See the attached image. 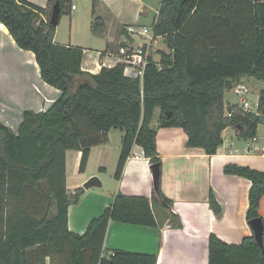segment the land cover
<instances>
[{
    "label": "trees",
    "instance_id": "16d2710c",
    "mask_svg": "<svg viewBox=\"0 0 264 264\" xmlns=\"http://www.w3.org/2000/svg\"><path fill=\"white\" fill-rule=\"evenodd\" d=\"M57 2L60 23L62 15L71 14L70 2L49 0L41 8L25 0H0V23L20 49L35 55L42 80L61 93L46 111H24L16 130L0 117V264H157L152 255L105 257L108 226L112 221L157 226L155 203L172 205L160 189L159 128L183 129L187 146L210 156L223 145L228 128L242 139L257 136L264 124V89L259 114L238 111L228 118L226 113L237 107H226L224 97L244 78L264 84V1L162 0L154 30L171 50L162 52L161 70L147 67L143 83L126 77L122 65L84 72L83 49L55 42L59 23L51 25L50 18ZM99 4L92 0L91 29L101 35L107 24L96 16ZM113 130L123 133L115 178L121 179L137 145L151 168H160L158 188L152 200L117 194L84 234H74L68 229V208L81 202L85 190L68 191L66 153L82 152L84 172L92 149L107 144ZM224 173L251 182L247 220L261 219L264 225V172L230 164ZM209 202L220 216L213 192ZM168 218L182 227L176 215ZM209 264H264V232L263 248L254 235L240 244L211 235Z\"/></svg>",
    "mask_w": 264,
    "mask_h": 264
},
{
    "label": "crops",
    "instance_id": "0c3cea01",
    "mask_svg": "<svg viewBox=\"0 0 264 264\" xmlns=\"http://www.w3.org/2000/svg\"><path fill=\"white\" fill-rule=\"evenodd\" d=\"M25 1L41 8H47L49 3V0ZM63 1L70 2L72 7L75 6V9L71 7L70 14L72 39L74 27L79 19L78 8L74 0ZM83 1L89 3V8L91 6V27L94 18L92 0ZM160 1L162 2V0H100L96 16L104 18L107 24L106 32L100 35L107 39L102 51L89 53L79 45L59 41L61 21L57 27L55 42L63 46L82 48L84 51L82 70L99 74L103 67H112L108 54L115 53L117 46L124 41L121 28L131 24H153L156 19L153 6ZM152 13L154 16L150 19ZM5 45L8 46L3 49L5 52L18 56H21L20 52H24L32 60L35 58L33 53L20 49L3 26L0 27V46ZM87 54L90 55L86 57ZM33 71L36 85L31 83L28 73L21 71V75L26 76L28 91L33 94L31 106L24 108L22 107L24 100L18 101V98L11 96L0 99V107L6 105V108L11 110L10 116L20 122L24 111H46L61 95L59 90L42 80L38 64H35ZM4 81L8 82L5 79ZM7 85L2 86L5 93L9 90ZM31 86H34V89ZM29 100L30 96H27L26 104ZM157 126L158 120L154 127ZM117 131L109 133L107 144L92 149L84 172L80 171L82 152L70 150L66 153V183L70 193L84 189V184L91 177L97 176L102 182V188L84 189L81 202L69 206L68 229L74 234H84L91 221L113 205L114 197L119 193L130 197L153 199L155 193L153 170L141 147L136 145L133 148L121 179L115 178L123 138L120 131L119 146L118 148L113 146L118 139ZM223 138L224 143L218 152L210 156L202 148L188 147V137L183 129L159 128L156 141L162 161L160 189L162 194L172 201V205L165 206L162 201L155 203L153 212L157 226L110 222L103 255L108 258L117 252H128L156 256L157 264H209L211 235L228 244H240L245 238L252 237L254 233L247 220L251 182L242 177L226 175L224 168L235 164L264 172V132H260L258 127L255 138L242 139L232 128H228L224 131ZM255 145L259 149H255ZM211 192L221 205L220 216L216 215L210 206ZM170 214L180 219L181 228L171 224L168 218Z\"/></svg>",
    "mask_w": 264,
    "mask_h": 264
},
{
    "label": "rangeland",
    "instance_id": "374dc122",
    "mask_svg": "<svg viewBox=\"0 0 264 264\" xmlns=\"http://www.w3.org/2000/svg\"><path fill=\"white\" fill-rule=\"evenodd\" d=\"M74 4L78 8L77 14L79 16V19L73 30V38L71 39V35H72L71 22H70L71 15L64 14L62 15L60 20L62 22V25L60 29V35L58 38L59 41H62L64 43H73L75 45H79L80 47L87 49L86 51H88L89 53L91 52L96 53L98 51H102L103 48H105L106 46L107 39L91 31L92 30L90 27L91 6L89 8V3L86 4L83 0H74ZM160 6H161V1L160 3L157 2L156 6H153L155 16ZM154 14L152 13L150 19H152ZM152 25L153 24L150 23L141 26L151 27ZM6 47L8 46L7 45H5L4 47L0 46V87H1L0 99L1 100L7 99L6 96L7 97L11 96L12 98H18V101L24 100V105H22V107L24 108L29 107L32 105L30 101L33 99V94H31L30 91H28V88L26 86V84H28L26 82V76L25 75L22 76L21 71L28 73L31 83L36 85L37 82L34 80L35 71L33 73V71H31L33 70V68L30 66H26V64L22 62V56H18L10 52L8 53L3 51V49H5ZM162 49L167 50L166 45H163ZM89 55L90 54H87L86 57ZM13 69H15L16 73ZM4 79L7 80L8 82H5ZM5 84L6 85L10 84V86L7 85L10 92L8 90L5 93L2 90V86H5ZM241 84H243L248 88L249 90L248 94L243 96L240 94H236L234 92L235 87L233 89L227 90L225 92V97H224L226 107L242 105L241 104L242 99H246L252 106H254L257 102H259L260 93L264 89V84L263 83L257 84L255 80H253L252 78H244ZM31 87L34 89V86ZM27 96H30V100L28 101L29 103L26 104L25 101ZM9 111L11 110H9L8 107L6 108V105L3 106L1 105L0 117L7 125H9L14 130H16L17 124H19L20 121L14 120L12 116H10ZM159 115H160V111L159 109H157L153 119L154 126L156 125ZM259 131L264 132V124L259 126ZM119 132H120L119 130L116 132L118 136L117 142L113 143V146L117 148L119 146V134H120Z\"/></svg>",
    "mask_w": 264,
    "mask_h": 264
},
{
    "label": "built area",
    "instance_id": "2783aa9c",
    "mask_svg": "<svg viewBox=\"0 0 264 264\" xmlns=\"http://www.w3.org/2000/svg\"><path fill=\"white\" fill-rule=\"evenodd\" d=\"M72 8L75 9V6ZM158 15L159 10L154 23L157 21ZM154 23L151 27L138 24L125 26L123 33L124 41L117 46L115 53L108 54L112 67L122 65L126 77L139 79L141 83H143L147 67L154 65L161 70L162 52L169 54L171 50L165 37L155 32ZM163 45H166L167 50L162 49ZM234 92L243 96L248 94L249 90L243 84H238L234 88ZM241 104L235 106L237 107L236 110H229L226 116L232 118L238 111L259 114V102L252 106L246 99H242ZM255 149H259V147L255 145Z\"/></svg>",
    "mask_w": 264,
    "mask_h": 264
},
{
    "label": "water",
    "instance_id": "95a60500",
    "mask_svg": "<svg viewBox=\"0 0 264 264\" xmlns=\"http://www.w3.org/2000/svg\"><path fill=\"white\" fill-rule=\"evenodd\" d=\"M254 2H262L264 0H253ZM61 14L60 3L57 2L52 10V15L50 18L51 25H57L59 23ZM153 177H154V185L155 188H158V181L160 177V168L159 166H153ZM84 189L89 190L91 188H102V182L97 176L91 177L85 184ZM252 231L254 233V237L258 242L259 246L263 248V232H264V225L261 219L252 220L250 223Z\"/></svg>",
    "mask_w": 264,
    "mask_h": 264
},
{
    "label": "bare ground",
    "instance_id": "6f19581e",
    "mask_svg": "<svg viewBox=\"0 0 264 264\" xmlns=\"http://www.w3.org/2000/svg\"><path fill=\"white\" fill-rule=\"evenodd\" d=\"M3 26H4L3 24H0V27H3ZM20 54L22 56V62H24L26 64V66H30V67H32L34 69L35 64L37 65V63L35 61V58L32 60L31 58L27 57L24 52H20ZM30 67H29V69H30ZM31 71H33V70H31ZM33 73H34V71H33Z\"/></svg>",
    "mask_w": 264,
    "mask_h": 264
}]
</instances>
